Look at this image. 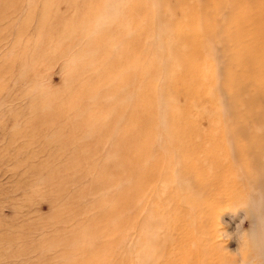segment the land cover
Returning <instances> with one entry per match:
<instances>
[{
    "label": "rangeland",
    "instance_id": "obj_1",
    "mask_svg": "<svg viewBox=\"0 0 264 264\" xmlns=\"http://www.w3.org/2000/svg\"><path fill=\"white\" fill-rule=\"evenodd\" d=\"M89 1L54 0L41 21L46 0H0V264H165L174 250L171 243H165L173 218V209H169L172 195L163 197L164 207L154 196L157 187L170 189L172 184L155 181L157 185L151 183L149 192L143 194L126 190L131 183L135 188L133 181L126 180L123 144L135 111L148 115L145 110L150 104L158 118L174 117L177 111L182 117L179 124L203 132L210 124L234 131L236 123L247 119L259 134L264 132V92L257 93L244 58L237 63L228 61L238 49L264 44L261 37L235 42L234 37H227L229 24L240 27L231 19L244 8L242 2L165 0L166 7H174L178 23L182 22L179 8L188 12L199 5L203 16L198 22L216 31L213 37L203 38L207 52L201 59L192 42L193 25L175 45V58L169 56L166 46H160L170 36L154 34L157 18L147 30L134 28L138 17L148 13L147 8H135L138 0H126L129 5L109 15L100 31L90 36V25L104 13L105 7L100 6L108 0H95L94 9L89 8L93 4ZM124 1L111 3L124 5ZM149 2L159 8L157 0ZM97 35L105 41L100 48L90 45L100 40ZM138 44L141 61L136 65L143 71L135 83L123 81L120 71L104 82L98 80L103 72L101 61L108 65L125 55V47ZM127 53L130 60L133 53ZM131 67L124 64V69ZM145 79L147 88L142 85ZM240 83L244 84L242 91L236 88ZM221 85L226 91H221ZM138 89L151 97L146 107L134 103ZM165 96L173 98L170 110L162 103ZM240 97L246 104L238 112L234 109ZM231 102L238 103L233 108ZM108 129H116L114 137ZM152 147L157 151L161 144ZM154 156L147 154L144 160L152 163ZM175 159L186 160L177 154ZM165 163L171 167L174 160L165 159ZM261 196L255 195L259 203L264 201ZM199 200L200 211L209 197ZM214 208L212 217L204 211L206 216L201 213L198 224L193 220L196 225L189 232L192 230L195 240L207 228L234 231L239 224L240 232L257 224L251 211L236 214V209L223 204ZM214 240L226 246L224 252L229 256H233L229 248L242 246L239 238L233 242L218 236ZM182 251L186 256L191 253L188 247ZM159 253L162 259L156 263L154 256ZM144 255L149 257L145 262Z\"/></svg>",
    "mask_w": 264,
    "mask_h": 264
},
{
    "label": "bare ground",
    "instance_id": "obj_2",
    "mask_svg": "<svg viewBox=\"0 0 264 264\" xmlns=\"http://www.w3.org/2000/svg\"><path fill=\"white\" fill-rule=\"evenodd\" d=\"M53 1L54 0H46L45 5H42L44 8L41 13V21H44ZM94 1L95 0L89 1V3H93L89 5L90 9L95 8ZM149 1L150 0H146V2L145 0H138L135 8L138 10L140 9V11L147 8L148 13L144 18H142L143 16L141 15L138 17L134 28H141L143 31L147 30L149 23L157 18L159 25L154 34H157V36H164L166 34L167 37L170 36L167 41L160 46L162 49L166 46L169 56L175 58V45L182 39L180 36H185L184 31L186 28L190 29V25H193L195 35H193L192 42H194V46L198 47L199 50L196 54L202 59V55L207 52V49L202 46L203 38L206 36L213 37L216 31L213 30L211 26H205L204 23L198 22L199 16H203L202 9L198 8L199 5L196 7L197 9H189L188 12L185 9L179 8L182 22L178 23L177 18L173 15L174 7H166L165 0H157L159 3L158 9L157 6H151ZM215 1L223 2V0ZM124 2V6L129 5L128 1L125 0ZM237 2H242L244 8L235 12L231 22L232 20H236L237 23H240V27L229 24V28H225L227 37H234V42L247 38L254 40L257 37H261L264 39V0H229L231 4H236ZM110 3L111 0H108L104 5H101L100 8L102 6L106 7V5ZM176 7L179 6L176 5L175 8ZM131 11L132 10H130V13ZM130 17L133 21L134 16L130 14ZM160 23L162 26L164 25L163 29L159 27ZM176 23L179 27H177ZM247 23H251V25L246 27L245 24ZM145 25L147 26L145 27ZM118 28L121 29L120 26H118ZM240 28L249 33H246ZM172 35L176 38L170 39ZM97 36L100 37V40L97 39L94 43L90 42V45L93 44L97 46V48H100L104 45L105 41L100 35ZM125 38L126 37L123 38V41H125ZM120 39L122 40V37H120ZM111 41L115 43L117 39L113 38ZM125 44H123V47ZM138 47L139 44L137 47H125L124 52L126 51V53L124 54L126 56L129 55L127 50L133 53V56L135 55L134 57L132 56L130 60L124 55L119 59L115 56V60L113 59L111 61L112 63L108 65L106 61H101L103 72L100 74L98 80L104 82L116 71H120V75L123 76V81L135 83L143 71L142 67L138 68L136 65L138 59L141 61ZM243 58L250 66V77L257 87V93L260 92L262 94L264 92V44L260 43L251 50L238 49L234 51V55L232 54V56L228 58V61L235 60L237 63ZM124 64H128L129 66L132 65V67L130 69H124ZM241 72L242 69H239L238 73L240 74ZM123 84H125V82H123ZM142 85L146 88L148 87L146 79L142 81ZM138 86H141V84H138ZM228 87L230 89V86ZM149 88L151 87L149 86ZM236 88L242 91L244 89V84L240 83L239 86L236 85ZM222 90L226 91V88L223 89L222 87L221 91ZM225 91L222 93H225ZM230 92L229 90V93ZM229 93L228 96L230 95ZM172 99L171 96H165L162 100L163 105L169 108V110L172 104H174ZM135 100L137 103L139 102V105H142V107H146V105L150 103L151 97L145 94L142 89H138L136 90L134 103ZM237 101L239 102V100ZM238 102H231L232 104H230L233 105L234 108L236 107L234 103L236 104ZM245 104L246 102L241 98L239 105L234 110L239 112V108L242 106L245 107ZM148 106L149 109L145 110L150 112L148 115H144L143 113L137 114L135 111V114L129 120V136L123 141L126 148V156L124 155L126 158L125 169L128 171L126 180H128V182L133 181L135 184L134 189L132 188L134 185L131 183V186L129 185L126 190L134 193L137 192V194H143L145 191L147 193L149 192V185L155 183V181H158V183L168 181V184H172V186H168L170 189H165L163 185L159 188L157 187L156 189L158 191H156L157 193L154 196L156 202H160L161 206L164 207L166 205L165 202L163 203V197H166L167 193L172 195V197H169V209H173V218L172 224L169 225V229L166 231V233H168L166 236L169 240L165 241V243H171L173 245L171 249L174 250L172 254L169 253V259L167 257L165 264H249L250 258L258 257L259 251L257 248L254 249L255 253L253 251L250 253L243 244L242 246L238 245L235 248H229L228 253L233 255L229 256L227 252H224V249H227L226 246L223 247L219 242L217 243L216 240H214V238L222 236L232 239L233 242L238 241V237L236 236L239 233V224L235 225L234 231L229 229V231L219 232L216 228L212 230H209V228H207V230L205 228L206 230L201 231L202 235L197 237L196 240L192 230L189 232V228L192 227L193 224L196 225L197 222L199 223L201 219L198 218L202 216L204 211L208 214V217L211 216L210 213L213 211L212 209L219 204L226 205V207H230V209H236V214L239 212L245 213L251 211L255 214L257 221L264 218V201L259 203L255 198V195L258 193L264 198V168H262L264 167V132L262 131L261 134H259V131L256 130V126H253L254 123L247 119L243 120L242 123H236L238 125L234 131L215 127L212 124H210L208 130L204 132L202 130H192L186 123L179 124L182 117L177 116V111L174 117L167 118L164 115L162 116L163 118H158L151 104ZM151 109L152 111H150ZM173 110L177 109L174 107ZM212 123L214 122L212 121ZM185 128L186 130H184ZM115 130L112 132L111 129H108L109 135L114 137L113 134ZM214 130H216V133ZM256 133H258V135ZM155 135H157L156 138H154ZM239 139L241 140L239 141ZM237 141L240 143H237ZM154 143L161 144V147H158L157 151L152 147ZM171 149L173 151H171ZM147 154H155L151 161L152 163L144 160ZM176 154L183 155L186 160H176ZM165 159L174 160L173 165H171V167L169 165L167 166ZM236 164H238L239 167L241 166V168L236 167ZM156 185L157 183H155V186ZM182 194L185 196H182ZM202 196L209 197V200L204 202L206 203V207H201L199 211V198ZM211 196L213 197L210 198ZM125 198L128 200L127 195H125ZM259 200L260 198L258 201ZM163 209L165 210L166 208ZM197 214L199 215L197 216ZM214 216H217V214ZM193 220L196 223L193 222ZM191 235L193 238H191ZM187 247L191 249L189 256H186V252L182 251V248L184 250ZM143 257L144 262L146 257L149 258L147 255ZM154 257L155 262L162 259L160 253L156 254ZM141 260H143V258ZM128 263H130V259Z\"/></svg>",
    "mask_w": 264,
    "mask_h": 264
},
{
    "label": "clouds",
    "instance_id": "obj_3",
    "mask_svg": "<svg viewBox=\"0 0 264 264\" xmlns=\"http://www.w3.org/2000/svg\"><path fill=\"white\" fill-rule=\"evenodd\" d=\"M124 5L120 3H110L106 5L104 13L97 16L89 27V35L95 36L102 28L104 20L111 14L118 12ZM73 63L72 58L68 61ZM240 243L251 253L253 248H257L259 255L256 258H250L249 264H264V218L257 221L256 226L249 230H242L238 234Z\"/></svg>",
    "mask_w": 264,
    "mask_h": 264
}]
</instances>
